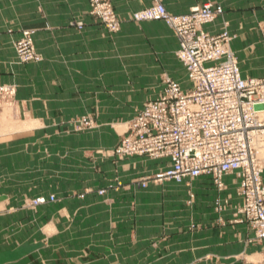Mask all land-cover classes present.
Returning <instances> with one entry per match:
<instances>
[{"label": "rangeland", "instance_id": "1", "mask_svg": "<svg viewBox=\"0 0 264 264\" xmlns=\"http://www.w3.org/2000/svg\"><path fill=\"white\" fill-rule=\"evenodd\" d=\"M30 1L0 0V24L6 33H18L12 40L15 62L45 70L37 90L49 94L59 92L68 99L58 115L29 116L23 113L21 102L15 99L17 85H0V88H14L9 101L8 98L0 100V134L30 132L15 143L0 145V264H105L106 257L111 254L120 258L131 254L143 238L147 242L158 235L160 226H167L165 223L169 221L199 219L200 212H186V206L194 209L211 203L216 212L223 211L232 194L223 180L225 175H230L239 196L233 172L223 174L219 182L212 176L205 180L200 177L180 181L159 179L155 177L157 171L146 175L141 163L128 161L131 155L117 150L133 118L131 114L121 113L124 108L121 101L127 99V95L133 99L156 86L161 95L167 78L183 86L189 80L177 49H168V38H159L143 26L146 21L161 19L136 20L134 14L157 1L165 8L168 3L184 9L199 0H150L148 6L129 12L126 21L130 23L123 29L120 40L123 51L127 47L128 56L121 59L131 63L135 55L139 65L112 67L105 70L108 73L104 75V69H91L97 72L96 83L85 80L92 76L74 74L71 68L65 69L63 76L56 67L55 57L43 62L45 58L37 51L33 38L38 28L36 24L41 21L39 16L45 12L54 21L69 17L67 26L83 28L85 21L74 13L78 16L89 14V8L85 11L84 7L86 0ZM205 2L222 8L218 16L222 19L220 31L224 29L231 35L229 47L237 62L239 59L231 48V41L237 34L230 31L231 21L223 18L225 13L243 22L248 30L241 47L244 63L263 65L264 0ZM43 21L48 26V21ZM24 30L33 31L32 45L37 59L20 57L17 41ZM120 31L119 27L116 32H108L119 34ZM210 64L205 63L206 66ZM118 75H125L128 81L118 83ZM101 79L112 82H101ZM110 99L113 113L104 114L102 107H109ZM140 157L155 160L148 155ZM240 204L236 205L238 214H241ZM145 246L151 249L152 241Z\"/></svg>", "mask_w": 264, "mask_h": 264}, {"label": "built area", "instance_id": "2", "mask_svg": "<svg viewBox=\"0 0 264 264\" xmlns=\"http://www.w3.org/2000/svg\"><path fill=\"white\" fill-rule=\"evenodd\" d=\"M88 12L108 31L119 30L109 0H89ZM221 14L222 8L209 2L175 14L159 1L134 14L136 20L161 19L172 29L191 87L184 91L167 78L163 93L146 100L130 120L117 150L167 158V167L155 174L159 179L206 174L219 182L223 174L235 173L239 212L254 230V239L264 241V76L241 74L226 30L213 34L203 29ZM32 33L24 30L17 41L23 60L38 58ZM13 94L12 86L0 88V100L9 101ZM257 264H264V251Z\"/></svg>", "mask_w": 264, "mask_h": 264}, {"label": "crops", "instance_id": "3", "mask_svg": "<svg viewBox=\"0 0 264 264\" xmlns=\"http://www.w3.org/2000/svg\"><path fill=\"white\" fill-rule=\"evenodd\" d=\"M111 1L116 14L121 19L119 34H110L98 19L86 13H81L79 16L78 13H74V15L85 21V25L81 29L67 26L66 20L69 17L67 19L56 18L54 21L47 12L42 17L39 16L41 21L36 24L38 28L33 38L37 51L41 52L45 58L43 62L55 57L56 67L63 76L66 74L65 69L71 68L74 74L78 72L80 76H92V79H85L87 82L92 83H96L98 80L97 72H91V69L100 68L105 71L112 67L121 69L128 66H138L139 60L135 55L132 57L131 63L128 59L122 61L121 57L128 56V51L125 44L126 50L123 51V45L120 41L121 33L130 23L126 21L127 14L148 6L150 0H144V2H142L143 0ZM30 2H33V0ZM203 2L205 0L192 2L184 9L174 8L167 3L166 9L175 14L185 13L189 11L192 5ZM86 3L84 6L85 11L89 8L88 0H86ZM223 18L230 19V31L237 34V37L231 41V48L239 59L240 64L238 63V65L239 68L241 66V74L243 76L251 75L252 77L264 75V64L244 63L241 56L243 38L248 36V30L243 27V22L237 21L235 17H230L227 13L224 14ZM43 20L48 21V26H45ZM50 20L53 22H50ZM221 21L222 19L218 17L213 22L204 24L203 29L216 34L220 32ZM143 26L159 38H168V49L170 51L178 48V41L174 32L163 20L146 21ZM17 37L18 33L16 31L8 34L0 24V85L5 83H15L17 85L15 99L21 102L20 106L25 115H58L60 113L58 110L63 108L61 106L65 104L64 101L68 97L63 94L60 95L59 92L49 94L48 91L42 90L43 92H39L37 90V83L39 79L43 78L45 70L34 69V65L29 63L22 66L15 62L16 53L12 40ZM125 52L127 54H124ZM183 71L186 75L185 67ZM102 73L104 75L108 72ZM100 81L110 82L111 80L101 79ZM127 81L128 77L118 75V83ZM189 82L187 80V85L184 86L179 83L181 89L188 90L191 87H189ZM159 91L160 89L156 86L153 90L143 91L133 99L128 98L127 95V99L121 101V107L124 106L121 113L134 116L142 109L144 101L159 97ZM109 102V107H102L104 114L113 113L110 111L111 99ZM29 134V131L0 134V145L8 142L15 143L19 138L26 137ZM140 156L142 155H131L128 157V161L141 163L144 169L143 173L146 175L150 172L162 171L168 165L167 158L145 160ZM263 175L264 171L262 178ZM209 176L202 174L197 177L205 180ZM223 180L229 185L230 189L228 191L232 192L229 204L224 205L223 211L216 212L211 203L195 206L194 209L186 206L184 208L186 212L199 211V219L194 221L187 219L175 222L169 221L165 223L167 226H160L158 235H154L147 242L143 238V241L138 243L136 250L132 251L131 254L121 255V258L111 254L106 257L105 264H257V259L264 249V241L255 240L254 230L249 222L242 219L241 214L236 213V205L241 203V198L236 194L235 183L230 175H225ZM161 228H163L162 232ZM150 240L152 241L151 249L145 246L146 243H151Z\"/></svg>", "mask_w": 264, "mask_h": 264}]
</instances>
